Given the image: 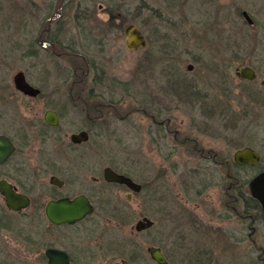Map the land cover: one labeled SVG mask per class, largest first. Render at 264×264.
<instances>
[{"label":"flooded vegetation","instance_id":"obj_1","mask_svg":"<svg viewBox=\"0 0 264 264\" xmlns=\"http://www.w3.org/2000/svg\"><path fill=\"white\" fill-rule=\"evenodd\" d=\"M117 9L111 8L102 24L95 25L87 15L76 20L90 43L102 50L110 43V32L122 30L126 41L127 25ZM57 14L39 31L40 43L53 52L62 45L65 49L60 54L76 55L84 66L39 67V80L25 73L37 94L19 90L13 81L18 95L0 97V136L12 144L11 149L4 147L8 153L0 160V264H132L135 251L127 258L111 260L113 246L105 227L93 235L94 223L105 225L99 218L103 214L121 215L120 204L108 192L113 187L124 189L127 199L145 191L144 205L151 217L144 214L140 219L151 220L142 230L153 229L155 243L147 251L155 263L162 264L149 247L159 248L170 264L173 255L199 260L198 247L240 246L248 248L251 264H264V175L260 176L264 173V127L259 124L264 119V79L259 86L245 85L237 94V103L231 107L230 147L207 146L204 118L215 115L209 111L216 108L206 113L193 107L177 122L170 101L172 67H159L158 79L165 84L150 94L147 88L136 92L134 107L123 112L125 96H114L111 88L126 91V82L101 66L98 57L62 43V13ZM139 28L146 44L136 49L148 44ZM160 37L164 52L176 49L171 36L161 33ZM143 72L147 69L137 67L135 77H143ZM256 78L241 79L252 83ZM184 88H191L185 90L188 96L195 92V87ZM116 117L133 129L137 156L142 147L150 152L149 181L142 176L140 156L134 161L139 178L113 164L91 160L92 136L109 133ZM142 136L148 137L147 144L141 143ZM245 149L256 156L239 159V151ZM110 168L130 177L138 187L109 179Z\"/></svg>","mask_w":264,"mask_h":264},{"label":"rangeland","instance_id":"obj_2","mask_svg":"<svg viewBox=\"0 0 264 264\" xmlns=\"http://www.w3.org/2000/svg\"><path fill=\"white\" fill-rule=\"evenodd\" d=\"M111 8L115 11L120 9L124 25L134 22L141 27L148 38L145 47L128 48L122 30L114 35L110 32V43L103 47L104 50L90 43L85 29L81 30V25L76 23L77 18L87 15L94 19L95 25L102 24L108 19ZM244 9L254 19L253 24L242 15ZM59 11L64 26L62 43L72 44L76 50L98 57L103 61L98 60L101 66L109 67L115 76L126 82V91L122 87L115 91L111 88L114 96H125L121 104L123 112L134 107L136 92L138 94L147 88L150 94L152 89L165 84L158 79L159 67H172L170 101L175 120H183L193 107L194 111L206 113L215 107L216 111H209L216 112L215 115L204 118L208 125L203 134L204 143L207 146L219 145L222 150L230 147L231 107L237 103V94L245 85L259 86L264 79V0H0V97L18 95L13 84V76L18 70L25 71L32 80H39L42 78L39 67L84 66L80 57L60 54L65 49L62 45L55 46L53 52L52 47L45 49L40 43L39 31L48 18ZM161 33L173 38L175 50L164 52ZM189 63L193 64L192 70L187 69ZM240 64L256 68V81L244 83L239 78L235 67ZM137 67L147 69L139 79L135 77ZM56 78L57 73H53L52 79ZM185 85L195 87L191 96L185 93L186 89H191L184 88ZM193 96L198 99H193ZM219 112L220 117L217 116ZM253 120L255 124V113ZM111 121L113 126L109 133L92 136L91 160L97 164H113L139 178L134 161L140 156L142 176L149 181L153 168L149 161L150 152L142 147L137 156L133 129L120 118ZM261 123L264 119L259 122L263 128ZM141 143L147 144L148 137L142 136ZM108 192L120 204L121 215L116 218L108 214L106 217L111 220L107 222L106 214H103L99 218H103L105 225L96 226L94 223L93 235H98L96 230L99 227L107 229V240L113 246L110 248L111 260L116 256L127 258L135 251L132 264H157L147 251V247L155 243L153 229L137 231L135 228L144 214L151 217L144 205L147 201L146 197L143 199L145 191L134 194L130 199L119 187L109 188ZM117 221L119 225H115ZM113 249L119 250L111 251ZM196 250L201 256L199 260H183L173 255L169 259L170 264H251L246 247L202 246ZM210 254L213 256L211 259Z\"/></svg>","mask_w":264,"mask_h":264},{"label":"water","instance_id":"obj_3","mask_svg":"<svg viewBox=\"0 0 264 264\" xmlns=\"http://www.w3.org/2000/svg\"><path fill=\"white\" fill-rule=\"evenodd\" d=\"M242 15L247 20L248 23L253 24L254 19L251 17L249 12L247 10H242ZM126 46L131 49H136L140 46H144L146 44V39L143 33L141 32L139 26L135 24L134 22H130L127 24L126 29ZM189 69L193 68V64L189 63L187 65ZM236 74L241 78H247V79H254L257 75L256 70L253 66L249 64H240L235 67ZM13 81L15 83L16 88L19 90H22L23 92L27 94L35 95L38 93V89L31 85L26 78L25 72L23 70H18L14 76ZM7 148H12V144L10 145V142L6 140L4 137L0 136V160L4 159L6 157V154L8 153V150L5 151ZM5 149V150H4ZM251 155H255L253 151H249L248 149H245L244 151H239L238 158L243 159V156L250 157ZM263 176L264 173L260 174V176ZM107 177L111 180H115L118 182H125L130 186L135 187V182L128 176L117 173L113 169H107ZM138 187V185L136 186ZM91 208V207H90ZM151 224V220L148 217H144L143 219H140L136 222V229L142 230L145 227L149 226ZM148 250L151 252L152 256L158 260L162 264H168L165 257L163 256L161 250L159 248H152L149 247ZM123 264H128L127 261H125Z\"/></svg>","mask_w":264,"mask_h":264},{"label":"trees","instance_id":"obj_4","mask_svg":"<svg viewBox=\"0 0 264 264\" xmlns=\"http://www.w3.org/2000/svg\"><path fill=\"white\" fill-rule=\"evenodd\" d=\"M16 12V11H15ZM73 50H76L74 47L72 48ZM76 51H78V50H76ZM76 56V55H75Z\"/></svg>","mask_w":264,"mask_h":264}]
</instances>
